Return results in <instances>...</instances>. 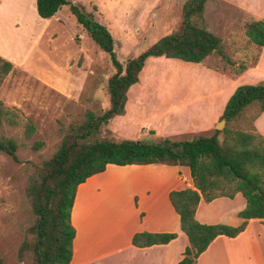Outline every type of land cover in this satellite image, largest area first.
Returning a JSON list of instances; mask_svg holds the SVG:
<instances>
[{
    "label": "rangeland",
    "instance_id": "1",
    "mask_svg": "<svg viewBox=\"0 0 264 264\" xmlns=\"http://www.w3.org/2000/svg\"><path fill=\"white\" fill-rule=\"evenodd\" d=\"M0 1L5 8L0 21V51L14 65L0 87V99L15 109L23 122L35 126L28 138L23 124L5 126L8 136L25 140L18 150L20 162L0 151V252L5 264H22L19 248L35 221L26 194L29 178L57 152L65 134L83 122L89 111L101 114L109 108L108 80L116 69L109 54L78 23L69 4L48 19L39 16L37 0ZM186 1L71 0L94 11L108 27L122 62L176 31ZM259 18L264 19V0H208L203 19L196 17L195 21L222 38L221 51L213 52L203 63L165 56L148 58L139 83L128 92L125 113L103 126L98 137L161 142L166 137L182 140L214 134L223 120L225 105L220 96L211 97V92L221 88L225 99L233 90L230 93L232 86L225 80L214 82L205 67L232 78L241 75L239 85L261 83L264 62L261 69H254L261 48L246 34V23ZM241 67L245 70L239 73ZM258 109L248 108L238 121L225 120L224 128L254 130ZM109 174L113 178L112 171ZM180 178L184 181L181 187L190 186L183 172ZM120 201L111 200L104 206L111 220L122 214ZM232 204L229 199L221 200L210 213L219 216L220 207ZM221 249L219 244L214 251Z\"/></svg>",
    "mask_w": 264,
    "mask_h": 264
},
{
    "label": "trees",
    "instance_id": "2",
    "mask_svg": "<svg viewBox=\"0 0 264 264\" xmlns=\"http://www.w3.org/2000/svg\"><path fill=\"white\" fill-rule=\"evenodd\" d=\"M207 1L187 0L176 31L122 62L116 54L111 31L97 19L94 11L71 0H37V12L42 18H52L69 4L78 23L109 54L116 72L108 80L109 108L101 114L89 111L83 122L72 126L65 134L57 152L43 161L29 178L26 194L31 200L35 221L19 248L22 264H70L76 238L72 210L78 187L89 177L105 171L109 164L166 163L190 168L194 188L170 192V200L180 215L181 229L189 240L178 264H197L198 258L218 236H238L246 229L249 219L257 218L264 223V135L255 128L248 131L227 125L222 130L216 129L212 135L182 140L166 137L161 142L98 137L103 126L125 113L128 92L140 81L148 58L165 56L201 63L213 52L221 51L222 38L195 21L196 17L203 19ZM246 34L254 44L263 47L264 20L252 19L246 23ZM13 68L11 61L0 56V87ZM243 70L245 67L237 71ZM253 106H259L254 122L264 111V81L239 85L228 99L221 118L228 123L238 121ZM22 124L25 138L30 137L35 126L23 122L18 112L0 99V151L17 162L21 161L18 150L26 143L24 139L8 136L5 126ZM222 132L223 139L220 138ZM239 193L246 199V207L238 214L244 219L240 225L208 224L197 219L202 196L211 202L219 197L234 198ZM177 235L142 232L134 236L133 244L146 247L168 243ZM0 264H5L1 252Z\"/></svg>",
    "mask_w": 264,
    "mask_h": 264
},
{
    "label": "crops",
    "instance_id": "3",
    "mask_svg": "<svg viewBox=\"0 0 264 264\" xmlns=\"http://www.w3.org/2000/svg\"><path fill=\"white\" fill-rule=\"evenodd\" d=\"M4 15V2L0 1V21ZM0 56L9 60L1 51ZM263 62L264 46L261 47L254 69H261ZM205 68L214 82L222 79L227 85L232 86L230 93L239 86L237 81L241 79V75L232 78L214 69ZM233 92L223 99L224 91L215 88L210 96H220L222 106H226ZM253 124L255 130L264 135V111ZM110 171L113 178L109 174ZM118 171H124L125 174L121 176ZM181 172L184 180L189 179V187L194 188L188 166L166 163L123 166L109 164L105 171L89 177L80 184L72 210L76 238L70 264H178L189 244L188 236L181 229L180 215L170 200L171 191L187 188L181 187L184 182L180 178ZM120 199L122 214L118 219L111 220L104 206L111 200ZM225 199L231 200L233 204L223 209L220 207L219 216L211 215L210 212L216 211L218 203ZM245 207L246 199L242 194H237L234 198L219 197L211 202H207L202 196L196 217L202 223L238 226L244 220L238 214ZM142 232H168L178 235L168 243L139 247L133 244V238ZM219 244L221 251H214ZM205 261V264H264L262 220L249 219L246 229L236 237L218 236L201 254L197 264H203Z\"/></svg>",
    "mask_w": 264,
    "mask_h": 264
},
{
    "label": "water",
    "instance_id": "4",
    "mask_svg": "<svg viewBox=\"0 0 264 264\" xmlns=\"http://www.w3.org/2000/svg\"><path fill=\"white\" fill-rule=\"evenodd\" d=\"M225 119L221 120L220 123L216 126L218 130H222L224 128Z\"/></svg>",
    "mask_w": 264,
    "mask_h": 264
}]
</instances>
